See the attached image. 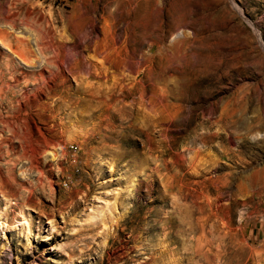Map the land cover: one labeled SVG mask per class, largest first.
<instances>
[{
	"label": "rangeland",
	"instance_id": "obj_1",
	"mask_svg": "<svg viewBox=\"0 0 264 264\" xmlns=\"http://www.w3.org/2000/svg\"><path fill=\"white\" fill-rule=\"evenodd\" d=\"M0 264H264V0H0Z\"/></svg>",
	"mask_w": 264,
	"mask_h": 264
}]
</instances>
